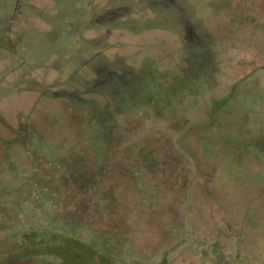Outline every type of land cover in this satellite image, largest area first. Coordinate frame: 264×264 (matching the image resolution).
Segmentation results:
<instances>
[{"label":"rangeland","instance_id":"374dc122","mask_svg":"<svg viewBox=\"0 0 264 264\" xmlns=\"http://www.w3.org/2000/svg\"><path fill=\"white\" fill-rule=\"evenodd\" d=\"M65 227L264 264V0H0V255Z\"/></svg>","mask_w":264,"mask_h":264},{"label":"flooded vegetation","instance_id":"af4514ba","mask_svg":"<svg viewBox=\"0 0 264 264\" xmlns=\"http://www.w3.org/2000/svg\"><path fill=\"white\" fill-rule=\"evenodd\" d=\"M32 203L35 204V202H33V201H32ZM60 225H61V223H60ZM43 231L46 232L42 228H41V230L36 229V230H32V231H25V233H23L21 236L23 237V235H28L29 232H31L32 237H36V236H38V234L43 233ZM64 231H66L67 234L57 232L56 235L57 236L58 235L59 236L64 235V237L68 238V240L70 238H72V239H76L77 242L79 241V245L76 248L77 250H75V248H70L68 245H64V244H62V245L57 244L54 247H52L48 244L49 246L41 247L38 244V242H41V240H39L37 243L33 244V243H31V240L20 239L22 237H19V235L17 234V235H14L15 239L14 238L12 239L13 241L15 240L13 247H12L13 244L12 245H6V247H5L4 242H6V240H5L6 237H4L2 239L3 240V242H2L3 243L2 253H4V254L0 255V258L3 259V258L8 257L9 261L7 262V264H126V263H128L125 260L118 259L116 256L111 254L112 253L111 248L110 249L106 248L104 251L101 248L97 249L94 246L90 247L89 244L91 242L88 239L81 238V237H78V238L73 237L72 235L69 234L68 228H66V230H64ZM21 240L25 241V243L23 245L20 244ZM17 243L19 245H17ZM106 245L107 244H105V246ZM66 247L68 249H66ZM21 252H32V253H37V254H41V255L35 254L33 256H23V257L22 256H20V257L16 256L17 253H21ZM44 252L46 254H43ZM67 252L71 253V256L65 255ZM6 253H7V255H6ZM81 256H83L82 259H81ZM87 256H88V260H85ZM64 257H67L68 259H65Z\"/></svg>","mask_w":264,"mask_h":264},{"label":"trees","instance_id":"16d2710c","mask_svg":"<svg viewBox=\"0 0 264 264\" xmlns=\"http://www.w3.org/2000/svg\"><path fill=\"white\" fill-rule=\"evenodd\" d=\"M57 238H58V236H57ZM68 245L70 248H75V247H72V246H77L78 247V245H79V241L77 242V240L76 239H72V238H70L69 240H68V238L66 239V241H65V243H64V245ZM60 245H62V243L60 244ZM72 250V249H71ZM35 254H37V253H32V252H21V253H17L16 254V256H18V257H20V256H33V255H35ZM43 254H46L45 252L43 253ZM76 254V253H75ZM37 255H41V254H37ZM65 255H67V256H71V253H66ZM65 259H68L67 257H64ZM126 264H129V263H126Z\"/></svg>","mask_w":264,"mask_h":264}]
</instances>
